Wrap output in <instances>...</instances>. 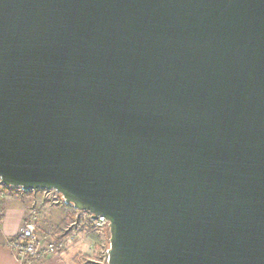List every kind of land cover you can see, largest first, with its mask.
I'll return each mask as SVG.
<instances>
[{
  "label": "water",
  "instance_id": "1",
  "mask_svg": "<svg viewBox=\"0 0 264 264\" xmlns=\"http://www.w3.org/2000/svg\"><path fill=\"white\" fill-rule=\"evenodd\" d=\"M0 180L106 264H264V0H0Z\"/></svg>",
  "mask_w": 264,
  "mask_h": 264
},
{
  "label": "crops",
  "instance_id": "2",
  "mask_svg": "<svg viewBox=\"0 0 264 264\" xmlns=\"http://www.w3.org/2000/svg\"><path fill=\"white\" fill-rule=\"evenodd\" d=\"M57 194L46 190L8 189L0 183V264H22L9 243L30 218H36L38 235L43 241L58 235L75 220H89V213L66 205ZM106 234V230L81 229L62 252L34 264H75L81 254H89L102 243Z\"/></svg>",
  "mask_w": 264,
  "mask_h": 264
},
{
  "label": "built area",
  "instance_id": "3",
  "mask_svg": "<svg viewBox=\"0 0 264 264\" xmlns=\"http://www.w3.org/2000/svg\"><path fill=\"white\" fill-rule=\"evenodd\" d=\"M107 223L104 217L94 220L90 215L88 221L76 220L55 236V239L50 238L44 242L38 235L36 218H30L19 234L10 241L9 247L22 264H34L62 252L76 238L79 230L87 228L95 232H103L106 230Z\"/></svg>",
  "mask_w": 264,
  "mask_h": 264
},
{
  "label": "rangeland",
  "instance_id": "4",
  "mask_svg": "<svg viewBox=\"0 0 264 264\" xmlns=\"http://www.w3.org/2000/svg\"><path fill=\"white\" fill-rule=\"evenodd\" d=\"M53 193H56V192L53 191ZM82 221L83 220H80V222ZM73 222H76V220ZM54 237L55 236H52L51 238L53 239ZM44 242H47V240ZM107 250H108V239H107V234H106L102 243H98L97 247L94 248V250L90 252L89 254H81V256H79V259L76 261L75 264H106Z\"/></svg>",
  "mask_w": 264,
  "mask_h": 264
},
{
  "label": "trees",
  "instance_id": "5",
  "mask_svg": "<svg viewBox=\"0 0 264 264\" xmlns=\"http://www.w3.org/2000/svg\"><path fill=\"white\" fill-rule=\"evenodd\" d=\"M60 196V195H59ZM60 198L62 199V196H60ZM63 200V199H62ZM72 207V206H71ZM73 208V207H72ZM74 209V208H73ZM106 232H107V239H108V248H109V245H110V231H109V224L107 223V226H106ZM108 257V256H107Z\"/></svg>",
  "mask_w": 264,
  "mask_h": 264
}]
</instances>
